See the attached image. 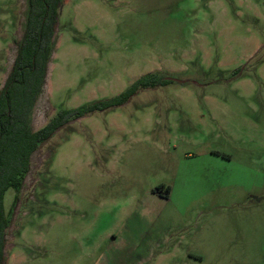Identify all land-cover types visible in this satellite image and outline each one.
Masks as SVG:
<instances>
[{"label":"rangeland","instance_id":"obj_1","mask_svg":"<svg viewBox=\"0 0 264 264\" xmlns=\"http://www.w3.org/2000/svg\"><path fill=\"white\" fill-rule=\"evenodd\" d=\"M27 15L0 0V92ZM148 74L32 155L6 264H264V0H63L30 129Z\"/></svg>","mask_w":264,"mask_h":264},{"label":"trees","instance_id":"obj_2","mask_svg":"<svg viewBox=\"0 0 264 264\" xmlns=\"http://www.w3.org/2000/svg\"><path fill=\"white\" fill-rule=\"evenodd\" d=\"M63 0H28L25 32L7 81L0 92V264H5L7 230L6 193H19L31 168V157L56 132L70 122L125 105L139 92L173 81L148 74L124 93L107 100L61 111L44 128L30 129V118L41 95L53 53V39ZM168 198L170 188H163Z\"/></svg>","mask_w":264,"mask_h":264},{"label":"crops","instance_id":"obj_3","mask_svg":"<svg viewBox=\"0 0 264 264\" xmlns=\"http://www.w3.org/2000/svg\"><path fill=\"white\" fill-rule=\"evenodd\" d=\"M6 247H7V243H6ZM6 247H5V251H6ZM5 264H6V252H5Z\"/></svg>","mask_w":264,"mask_h":264},{"label":"water","instance_id":"obj_4","mask_svg":"<svg viewBox=\"0 0 264 264\" xmlns=\"http://www.w3.org/2000/svg\"><path fill=\"white\" fill-rule=\"evenodd\" d=\"M55 31H56V29H55ZM168 80H171V81H174L173 79H171V78H167Z\"/></svg>","mask_w":264,"mask_h":264}]
</instances>
